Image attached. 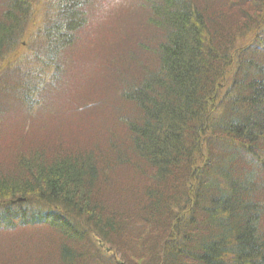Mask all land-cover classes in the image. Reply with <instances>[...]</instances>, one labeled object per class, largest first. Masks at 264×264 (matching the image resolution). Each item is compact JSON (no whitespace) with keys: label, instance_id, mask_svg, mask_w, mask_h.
<instances>
[{"label":"trees","instance_id":"obj_1","mask_svg":"<svg viewBox=\"0 0 264 264\" xmlns=\"http://www.w3.org/2000/svg\"><path fill=\"white\" fill-rule=\"evenodd\" d=\"M0 264H264V0H0Z\"/></svg>","mask_w":264,"mask_h":264},{"label":"rangeland","instance_id":"obj_2","mask_svg":"<svg viewBox=\"0 0 264 264\" xmlns=\"http://www.w3.org/2000/svg\"><path fill=\"white\" fill-rule=\"evenodd\" d=\"M62 117V116H61Z\"/></svg>","mask_w":264,"mask_h":264}]
</instances>
